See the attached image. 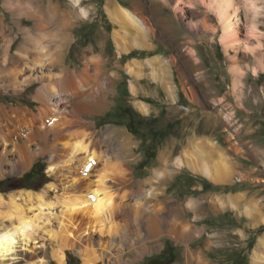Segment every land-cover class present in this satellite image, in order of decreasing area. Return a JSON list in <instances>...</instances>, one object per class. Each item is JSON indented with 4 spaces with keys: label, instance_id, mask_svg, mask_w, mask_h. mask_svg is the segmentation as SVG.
Here are the masks:
<instances>
[{
    "label": "rangeland",
    "instance_id": "374dc122",
    "mask_svg": "<svg viewBox=\"0 0 264 264\" xmlns=\"http://www.w3.org/2000/svg\"><path fill=\"white\" fill-rule=\"evenodd\" d=\"M109 2L143 18L149 27L148 35L142 38L138 29H123L124 39L117 47L112 32L119 28L107 10ZM68 3L0 0V22L4 20L5 26H0V108H24L31 115L27 118H35L39 129L50 130L45 123L46 113L41 114L44 105L34 99L40 84L30 86L26 82L29 69L21 74L18 85H13L8 73L2 72L17 65L13 60L20 56L19 50L25 44L24 30L12 23L14 11L23 16L17 19L23 20V27L37 38L41 28L27 17L30 13L48 15L50 8H56L55 24L49 26L53 31L49 48L57 55L51 61L45 60L43 70L36 69L35 75L43 76L41 82L59 80L67 70H81L86 63L90 69L100 60L107 64V74L100 84L105 88L92 85L99 90H92V95L101 98L103 110L80 113L83 127L72 131L77 136L68 135L65 140L73 144L83 131L87 136L82 139L90 142L99 156L88 190L106 189L114 195L111 208L101 219L106 234L91 228V235L87 236L84 231L92 224L88 217L76 216L73 224L68 222L65 202L88 190L70 186V179L62 181V177H56L55 173L64 170V145L54 157L49 152L41 154L44 141L37 140L32 148L35 158L28 168L22 169L18 166L19 155L11 152L14 147L0 143V154L5 156L0 162V229L18 224L22 215L34 220L31 237L19 239L15 251L0 264H83L79 254L83 240L77 242L78 237L92 236L104 245L116 242L122 226L130 220L127 208L136 203V196L147 191L154 194L153 205L165 208L164 217L175 218L187 229H194L195 237L178 243L165 233L159 237L158 247L149 243L148 252L121 246L115 253L123 254V264H161L170 259H174L171 264H189L188 246L197 251V264H264V12L256 21L261 34L258 41L247 32L252 13L241 5L243 41L226 50L220 41L216 16L200 5L182 2V11H176L175 0H140L137 9L134 0H85L91 13L79 22V16H67L71 10ZM260 3L264 7V0ZM64 17L69 21L67 28L63 26ZM101 34L106 37L105 42L101 41ZM27 49L28 61H33L36 49L32 45H27ZM4 52L9 53L7 62L2 61ZM36 60L40 64L43 58ZM57 87L61 89L60 85ZM64 94L62 101L56 100V107L71 110L75 103ZM139 105H145L147 111L139 109ZM50 132L48 145L62 144L63 140H54ZM194 137L220 155L192 164L187 160L178 167L176 160ZM124 139L131 141L126 147L129 150L119 154ZM166 151L172 152L170 163L161 165L160 156ZM206 165L211 171L221 172L222 180L215 181L202 173ZM104 172L107 179L100 186ZM49 185L56 188L37 201L36 195H42ZM13 196H17L15 201ZM232 198L241 201H230ZM165 252L168 253L164 256ZM70 256L76 261H70ZM60 258L65 262L61 263ZM111 262L108 264L114 261Z\"/></svg>",
    "mask_w": 264,
    "mask_h": 264
},
{
    "label": "bare ground",
    "instance_id": "6f19581e",
    "mask_svg": "<svg viewBox=\"0 0 264 264\" xmlns=\"http://www.w3.org/2000/svg\"><path fill=\"white\" fill-rule=\"evenodd\" d=\"M67 1L69 2L67 7L68 9H71L69 13H67V16L71 17L73 13L74 16H79V22H81V19L83 18H89L91 12L88 6L84 4L85 0ZM139 1L134 0L133 6L136 9L140 6ZM182 2H186L190 6H203L216 16V19L219 23V31L221 32L220 41L226 50L240 46L242 44L243 40L240 38L241 15L239 11L241 9V5H243L249 13H252L253 16V21L247 29L248 35L260 41L261 34L259 27L256 24L257 19L264 12V7L261 5L260 0H175L174 9L176 11H182L180 7ZM22 8L23 7H21V9ZM107 10L115 19V26L119 28V30H114L112 32V37L116 42L117 45H115L117 47L119 46V41L121 42V40L124 39L123 29H138V32L141 34L140 36L142 38H145V36L148 35L149 27L146 22L143 20V18L134 14L132 10H129V8H119L115 4L109 2L107 5ZM24 11H26V9H24ZM56 14V8H50L48 15L44 12L40 15H35L33 13L29 14L27 19L35 20V26L41 28L38 32L37 38H33L32 31L29 33V30L23 27V20L17 19V17L23 18V16L18 15L17 10L14 11L12 14V23L17 28L24 30L25 44H23L19 50L20 56L17 54L18 56L15 60H13V63L16 62L15 64L17 65L11 69L7 68V70L2 72H7L12 84L18 85L21 74L28 73L27 71L29 69L30 76H28L27 79L25 78L27 80L26 82H28L30 86L34 83L40 84L34 95V99L44 105L45 108L43 106L41 107V111H43L41 114L46 113L45 123L50 130L44 131L41 129V127L39 129V125L35 121V118H27L30 113L26 109L3 106L0 108V113L2 114V117H0V143H3L4 145H12L14 147V151L11 152L19 155L20 161L18 166L22 169L28 168L35 158L36 153L32 148L33 144H35L37 140L44 141V145L41 148V154L49 152L54 157L58 156L61 152L60 145H64L65 155L67 156L66 160L64 161V170L57 172L58 174L55 173L57 170L55 167L52 166L51 170L54 171L56 169L54 173L56 177L58 176L57 178L62 177V181H68L69 179V182L73 181V184L70 186L88 190L89 181L93 175V172L97 169L99 156H96L94 152L95 150L93 149L91 143L85 141V139H82V137L85 138L87 136L85 133H83V131L82 133H79V136L81 137H79L75 143L72 144L65 140H67L68 135L72 138L77 136L78 134L72 131L78 127H83L84 122L82 121V118L79 117L80 113L86 110H103V102L101 101V98L99 99L92 95V90H99L97 88L93 89L92 85L95 83L99 85V89L102 88L100 85L103 83L101 79L103 75L107 74V70L104 68L107 64L106 61L100 60L95 62L96 65H94V67L92 66L90 69V65L86 63L85 67L81 70H67L63 76L61 75L62 77H60L59 80L53 79L49 80L47 83L41 82L43 76H36V69L39 68L40 70H43L47 64L45 60L47 61L49 59L51 61V59H55V56L57 55L50 52L51 49L49 48L51 46L49 44V40L53 32L50 30L49 26L55 24V19L57 16ZM3 23L4 20H1L0 26L3 27ZM68 25L69 21L64 17L63 26L67 28ZM73 26L75 27L76 25ZM6 28L8 27L6 26ZM100 37L101 41L105 42L106 37L103 34H101ZM27 45H32L33 48L36 49L35 54H33V61H28L29 58L27 56L30 53V50L27 49ZM45 49L48 50L47 53H45ZM7 54L9 53L4 52V55L2 56L3 62H7V59L9 58ZM40 56L43 58V60L39 64L36 58ZM23 60H25L26 63L22 62ZM24 63L25 67L22 69V71H20L19 69L22 67V65H24ZM106 77L111 78L112 76L108 75ZM58 85L61 86V89L57 87ZM62 92L68 94L70 99H72L71 101H74L75 104L71 110L61 111L58 107H56V100H61ZM138 108L147 111L145 105H139ZM50 131L54 135V140H57L58 142L63 140L62 144L57 142L58 144L51 146L48 145L47 142L49 140L48 137ZM194 139L195 137L190 140L189 147L184 149L183 154L176 160L175 163L178 165V167L184 166L187 160L192 164L196 160H201L204 162L203 160L206 158L215 159L217 155H220L215 148L211 149L208 144L196 142ZM130 142V140L124 139V144L122 143V149H119V154L124 153L125 150H129V148L126 147H129ZM126 144H128V146H126ZM82 154L85 156H82ZM171 156V151H166L163 153L160 156L161 165H168L170 163ZM4 157V154H0V162L2 159H4ZM222 164H224L226 168L224 161ZM1 167L2 164L0 163V171L2 170ZM14 169H16V167H14ZM195 170L198 171V168L195 167ZM202 170V173H204L207 177H210L215 181L222 180L220 176L221 172L211 171L207 165ZM103 174L100 176V186H103L106 181L105 179H107L105 176L107 172H104ZM148 185L151 186V178L148 180ZM55 188V185H49L42 192V195H36L38 199L37 201H42L43 198H45L44 196ZM89 190L88 192L80 193V195L75 197V199L65 202L66 206L68 207V210H66L68 213V222L73 224L76 216L88 217L90 220H92V224H90V226L88 225L84 231L87 236L91 235V228H96V231L100 232L101 234H106V229L104 228V224H102L101 219L111 208V205L114 201V195L110 194L106 189H95L92 191ZM28 193L31 194L32 192ZM19 195L23 194L21 193ZM152 195H154L153 192L147 191L140 196L135 197L136 203L134 202V205L127 208V211L130 215V220L125 222V224L122 226V230L119 232L120 238H118V240L116 239V242L113 241L107 245H104L102 243L95 242L92 236L86 239L82 236H79V241L77 242L83 240L81 241L83 242V248L79 250L83 264H108L112 263L111 261H114L113 264L126 263L123 254L115 253L117 252L116 249L119 248L121 250V246L123 248V246L127 245L132 248V251L148 252L150 248L149 243H154L158 247L160 245L159 237L164 236L165 233L172 236L178 243H185V241L195 237L194 229H187L186 225H181L175 218L164 217L163 212L165 208L163 206L160 207L158 204L153 205L152 197L154 196ZM16 199L17 196H13V200L15 201ZM233 200L236 202L241 201L240 199L236 198L230 199V201ZM17 208L20 210V206H17ZM33 223L34 220L27 219L22 215V217L18 220V224L12 223L10 227L6 226L3 229H0V262H3L2 260L7 256H11V254L15 251V247H17V244L20 241L19 239H23L25 241L26 238L31 237L32 234H30L29 231L33 226ZM62 225L66 226L67 224L63 223ZM261 246H264V241L261 242ZM187 252H191L189 264H197V260H199L197 257V251L191 250L190 246H188ZM60 262L64 263L65 261L63 258H60Z\"/></svg>",
    "mask_w": 264,
    "mask_h": 264
},
{
    "label": "trees",
    "instance_id": "16d2710c",
    "mask_svg": "<svg viewBox=\"0 0 264 264\" xmlns=\"http://www.w3.org/2000/svg\"><path fill=\"white\" fill-rule=\"evenodd\" d=\"M129 129L132 131V132H134L133 131V127L132 126H130V124H129ZM152 159V158H151ZM31 174V173H30ZM30 176V175H29ZM166 253H168V252H165V254H164V256L166 255ZM163 256V257H164ZM76 261L75 260V258H73L72 256H70V261ZM174 261V259H170V260H168V261H163L161 264H171L172 262ZM151 264H160V262L159 261H153Z\"/></svg>",
    "mask_w": 264,
    "mask_h": 264
}]
</instances>
